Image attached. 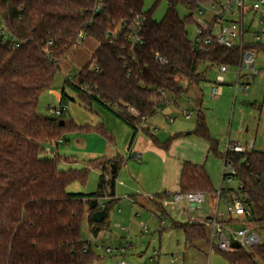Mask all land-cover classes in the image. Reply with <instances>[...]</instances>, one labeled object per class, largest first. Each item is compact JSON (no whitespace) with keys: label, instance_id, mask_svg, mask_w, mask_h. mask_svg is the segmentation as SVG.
<instances>
[{"label":"trees","instance_id":"obj_1","mask_svg":"<svg viewBox=\"0 0 264 264\" xmlns=\"http://www.w3.org/2000/svg\"><path fill=\"white\" fill-rule=\"evenodd\" d=\"M144 1L104 0L102 10L94 12L93 0H0V20L20 42V47L15 48L0 39V264H93L100 258L92 249L84 251L87 241L82 239L81 229L86 223L92 235L101 232L102 222L93 220L98 205L92 208L91 204L105 195L112 196L106 173L112 166L116 177L123 160L91 162L93 167L102 166L98 190L93 194L68 193L67 187L73 182H85L87 169L59 171L60 157H46V147L61 139L66 128L76 132L91 129L73 122L61 126V119L45 116L38 109L41 95L52 87L60 60L76 44L80 31L94 38L99 46L87 65L72 80L66 79V84L88 105L99 103L135 132L141 118L130 113L126 106L142 116H151L162 104L159 91L178 98L206 81L208 66H239L245 50L264 52V46L258 44L243 48L212 44L202 52L194 51L189 38V26L195 24L193 13L182 18L177 6L181 2L195 11L199 4L212 0H167L168 10L161 21L153 20L151 12L143 11ZM139 15L147 19L140 47L132 48L122 36L113 43L109 41V29ZM49 41L53 45L49 47L50 53H46ZM156 53L168 63L160 64L155 59ZM93 61L98 72L90 69ZM65 96L63 91V99ZM93 131L109 136L102 126ZM194 132L217 153L218 142L211 138L202 113ZM152 140L161 145L153 136ZM226 161L234 167L239 190L252 209L251 220L256 229L264 227V152L255 149L247 153L227 152ZM193 192L217 191L203 166L185 162L180 193ZM117 202L113 199L106 203L107 213ZM175 226L182 229L190 244L209 242L206 224ZM221 253L231 264H264L262 241L249 249Z\"/></svg>","mask_w":264,"mask_h":264},{"label":"rangeland","instance_id":"obj_2","mask_svg":"<svg viewBox=\"0 0 264 264\" xmlns=\"http://www.w3.org/2000/svg\"><path fill=\"white\" fill-rule=\"evenodd\" d=\"M224 2L225 0H215ZM213 1L206 3L207 6H210ZM246 10L244 16V24L246 29L245 40L251 41L253 34L261 30V25L259 24V20L261 16L264 15V7L256 8V4L253 1L246 2ZM249 7H253V10H248ZM168 10V1L167 0H145L143 5L144 12H151L152 18L155 21H161L165 16ZM177 10L179 15L183 18L191 13H193V17L195 20V24L189 26V38L191 40L196 36L198 23L197 20L205 21L210 20L212 15L208 13L199 14L198 9L192 10L188 5L179 2L177 6ZM93 44V46L97 45V41L94 38H88L85 42H83L79 47H73L69 50L66 57L63 58L60 63L59 70L55 76L53 87L49 90L45 91L39 101V112L45 116L56 117L61 120H74L78 125L88 127L91 129L89 132H76L69 131L67 128L64 130V136L61 138L63 141L59 144V147L56 148L54 144L53 149L57 150L61 155L67 156V158H74L79 162L85 164L87 169V179L85 182L75 181L74 185H79L82 187L85 192H94L97 190L98 178L99 174L97 169L90 167L88 161L86 159H82L80 155L76 153L75 148V138L78 135H89L93 132V129L100 126L98 122H102L101 117H99L94 108L91 109L84 99L80 97L79 94L75 93V100L69 101V98H65V102L67 104H73V112L71 109H66L64 116H55L51 110L48 109L47 106H58L59 103L57 101V94L61 93L62 84L64 78L67 74L71 73L74 77L86 64L87 61L91 60V53L87 45ZM84 64V65H83ZM207 68V66H203ZM239 66H229V70L227 72V81L225 85H223V94L217 99L213 100L208 95L210 90V82L216 78L217 72L219 70L218 66H208V82H206L203 86L204 95L197 100L192 93L185 92L180 97L176 98L172 95H168V100L173 101L177 99L178 106L174 104H169L162 111H157L155 114L148 116V120L151 122L149 124H154L155 126H159L161 128V132L169 129H174L175 132L180 133L181 137L184 139H191L196 143V150L198 151L197 158L202 156L201 165L205 168L208 176L210 177L212 186L215 191H219L222 189H238L240 182L237 178H233L231 182L227 179L223 180L224 173V155L226 153V144L228 140L236 142V140L240 141V144L243 145L244 142L247 144H251L254 142L255 150L262 148L264 150V72L260 73L253 80L252 78H247L248 75L245 70L242 71L243 75L241 79H239L240 90L236 91L235 86L237 82V71ZM249 83V84H248ZM244 85H247V90L243 91ZM70 89L69 87L65 88V91ZM53 90L55 91V95H53ZM56 97V98H55ZM194 99L193 103H189V99ZM64 102V103H65ZM95 105V104H93ZM62 106H66L62 104ZM202 108V113L205 116V120L208 126L209 134L213 140L218 142V150L217 153L211 151L206 152V155H203V151L205 148V143L207 141L197 134H195V129L198 121L197 111L199 108ZM195 111L194 115L191 119H184L185 111ZM169 116H173L175 122H169ZM83 123V124H81ZM152 125V126H154ZM248 128V133L245 132V129ZM188 132H192V134H188ZM154 133V132H153ZM88 137V136H87ZM91 139V136L88 137ZM244 140V142H242ZM89 149H92L91 142L89 141ZM63 143V144H62ZM208 144V143H207ZM171 144H169V148ZM80 148V147H79ZM158 148V147H157ZM164 149L165 150H169ZM156 149V148H155ZM157 151H159L157 149ZM196 151V152H197ZM158 153V154H157ZM163 153L161 151L153 153V164L152 168L147 174H151L154 176L151 182L155 181V177L159 175L162 171L163 166V157L160 155ZM165 154V153H163ZM102 163V162H100ZM141 165V164H138ZM65 172H70L74 169L70 164L65 165ZM227 170H231L227 168ZM227 173V171H226ZM151 177V176H150ZM149 177V178H150ZM148 180L145 182V185H148ZM72 183V184H73ZM160 184V183H159ZM158 182H155L154 185L150 186L153 190L159 189ZM157 186V187H156ZM149 188V186L145 187ZM135 189V187H134ZM150 189V188H149ZM217 204L216 194H206V202L200 206L202 210H199L200 214L206 215L209 214ZM180 205V208H179ZM188 201L183 200L182 197L178 196L168 203V215L166 216L167 222L171 220V218L176 219L177 213L181 210L182 206L188 207ZM122 207L123 213H118V207ZM119 203L112 205L108 210L107 218L101 223V232L99 233L100 241H98L99 249L96 251L97 255L100 257L99 260L95 261L93 264H117V260L115 258H110L105 255L104 248L105 247H113V244L116 243L115 236H119L120 230L115 227L116 222H123L126 217L132 212V219L135 214H139V221H143L147 224L149 230V234L139 235L140 239H143L145 243L153 238L152 242H156L157 246L159 245V241L162 243V252L168 255H164L168 259H172L173 254H180L181 248H178V245H181L183 240L178 237L181 235L179 230H168L166 231L161 239L158 234V225L159 220L155 215L156 210L152 213L151 210L145 209L139 205H137L134 209H129L127 204V198L123 197ZM97 210L101 208L100 203L96 207ZM162 209L161 205L158 207ZM220 208L224 210L223 201H221ZM160 210H157L159 213ZM90 214V212H89ZM131 216V215H130ZM136 223V221H134ZM124 224V223H123ZM129 225V224H128ZM238 228L243 227L242 225L237 226ZM142 229V228H141ZM258 233L261 237V241L264 242V227L258 228ZM110 232L111 235H107L106 233ZM180 233V234H179ZM81 235L83 240L89 239V229L87 224L84 223L81 229ZM151 236V237H150ZM94 237V235H93ZM92 237V238H93ZM196 246V243H194ZM158 250V248H157ZM131 259L127 258V260L131 264H140L136 261L134 256L130 255ZM202 261H197L195 264H230L228 260L224 257L221 252L216 250L209 251L208 249L201 253ZM185 264H193V259L189 256L186 260Z\"/></svg>","mask_w":264,"mask_h":264},{"label":"crops","instance_id":"obj_3","mask_svg":"<svg viewBox=\"0 0 264 264\" xmlns=\"http://www.w3.org/2000/svg\"><path fill=\"white\" fill-rule=\"evenodd\" d=\"M214 2H220V1L214 0ZM88 38H91V37H87L83 42H85ZM80 45H74L73 47L76 48V47H79ZM87 46L89 49H91L90 53L92 54L91 55V59H92L93 54L95 53V51L97 50L99 46V43L97 42L96 46H93V44L91 43ZM62 60L63 59L60 60V63L62 62ZM89 61H87L86 64L85 65L83 64V65L86 66ZM60 63H59V66H60ZM84 66H82V68ZM70 76H73V75L69 73L65 76L63 84H62V88H61V93L57 94V101L59 105L58 106H50V105L47 106L49 110L53 108H58V107L63 108V113L61 115H56L53 112L55 116H64V114L66 113L65 112L66 109H71L72 113H74L73 104L72 103L67 104L64 100L65 98H69V101L75 100L74 96L76 92L66 84V79ZM242 76L243 75H241V77ZM241 77L239 79H241ZM247 78H252L253 80L255 79V77H247ZM208 81L210 80H208V73H206V81L201 83L199 87L193 86L187 92L194 94L195 98L199 100V98H201L204 95L203 86H205L204 84ZM212 81L210 83H212ZM226 81H227V73H226ZM66 87H69L70 89L67 88V90L65 91ZM244 87L247 88V85H244ZM244 87L242 89L243 91H244ZM235 90L239 91L240 86H238L237 89L235 86ZM63 91L66 95L64 99L62 97ZM53 95H55L54 90H53ZM190 100L191 102L189 103L194 102L193 98L189 99V101ZM62 104H65L66 106H62ZM172 104H174L175 106L179 105L177 99H176V102ZM88 106L91 109L94 108L96 114L99 117H101L102 122H98V125L100 124V126L104 128V130L108 133L109 136L105 137L104 135H102L100 132H97V131H93L89 135H78V137L75 138V145L77 147L75 148L76 153L80 155L82 159H86L90 167L97 169L98 174H99L98 185H99L100 176L102 174V166L93 167L91 166V162H94V161L103 162L106 159L114 160L117 158L123 160V164L120 167L115 177L114 193L111 191L112 196L105 195L104 197L99 198L98 203H107L110 200L116 199L118 201L117 204L119 203V206H120L121 198L125 197L127 198L128 208L131 209V211L137 205L145 209L151 210L152 213L156 210L155 215L157 216L159 220L157 231H158L160 239H161V236H163V234H165L166 231L168 230H179L181 235L178 237H180L183 240L182 244L178 245V248H181L180 254L178 255L173 254V257L175 258L168 259L167 257L164 256L168 254H165L164 252H162L161 240L159 241L158 243L159 245L157 246L156 242H152L153 238L149 240L147 243H145L143 239L139 238V235H146V233L149 234L150 229L148 228V231L144 232L141 229L140 223L137 222L139 220L131 221L132 219H130V217H132V214H131L132 212H130L128 217H126L123 222L115 223V227L118 230H120V234L117 237L116 235H114L116 238L115 239L116 243L113 244V247L115 249H120L126 241H129V243L131 244V247L127 249L125 252H122V257L123 258L125 257L127 259L131 257L130 255H132L134 256L136 261L140 264H145L147 262V258L149 257V255L154 250H157V248L161 255L159 259V264H185L189 256L193 259V264H195L197 261H202V258L200 255L205 250L208 249L209 254H210V251L216 250V248H212L210 245V228L208 226L207 228L209 230V242L199 241V242H196V246H194V243L193 244L188 243L182 229L180 227L175 226V224H178V223L179 224L204 223L205 219L215 215V212L217 209L222 211V209L220 208L221 201H223L224 208L226 204V197L224 195L225 198L222 199L220 202H217L216 207L209 214L203 215L199 213V210H202L201 208L197 206H193L185 198V194L180 193V177H181L184 163L190 162L192 164L202 166L201 165V163L203 162L202 156H199V158H197L198 151L195 148L196 147L195 141H192L191 139L182 138L180 133L175 132L173 128L161 132L160 131L161 128H158L159 126L157 127L154 124H149L151 122L148 120V118L144 125V128L140 130L136 129L137 132H135V129L132 126L127 124L125 121L119 118L115 113L103 107L99 103H96V102L90 103ZM196 111H197V115H199L200 113H202V108L200 107ZM170 117L171 116H169V118ZM63 121L65 123L73 122L77 126H81L75 122V119L74 120L72 119L63 120ZM151 127H157L158 131L154 133L152 131L147 132L149 128ZM245 132L248 133V128L245 129ZM188 134H192V132H188ZM87 136L88 137L91 136V139H89ZM152 136L156 138L161 145H156L152 140ZM62 141L63 139H59L56 142L48 145L46 147L45 156L49 158H53L55 155H58L60 157V162L58 163L57 168L61 172H65L66 164H70V167L72 166L74 168L72 170H75V171H82L86 169L85 164H83L82 162H79L78 160L74 158H67V156L61 155L57 150L53 149L54 144L56 145V148H58L59 144ZM89 141H92L91 146L93 147L90 150H88L89 143H90ZM236 141L240 143L239 140H236ZM166 142H168L167 147H165ZM242 142H244V140H242ZM207 143L204 142L205 148L204 150H202L203 155L204 154L206 155V152L209 151L210 143L208 141ZM169 144H171L170 146L171 148H169ZM243 145L245 146L251 145L252 147L251 150L255 149L253 141L251 142L250 145L247 144V142H244ZM168 148L169 150L164 151V149H168ZM157 149L165 153V154L160 153V155L163 157V166H162L161 173L155 177L154 182H151L154 176H152L151 174L150 175L147 174V172H149L152 168L153 153L159 152L157 151ZM258 150L264 152L262 148H259ZM138 164H141V165H138ZM113 169L114 168L112 166H109V169L106 173V179L109 181H111L113 177ZM147 179H149L148 183H150L151 185H154L155 182H158V184L160 183L158 185L159 189L153 190L150 184L145 185V182L147 181ZM98 185H97V190H98ZM147 186H149L150 189L145 188ZM110 188L112 189L111 185L109 189ZM96 191L85 192V190H83L81 186L74 185V183L67 187V192L70 194H93ZM178 196L182 197L183 200L188 201L189 205L188 207L182 206L181 210L175 216L176 219L171 218V220L167 222L166 216L168 215V211H169L168 203L169 201H171L172 199ZM160 205L162 209L158 208L160 207ZM118 208H121V211L119 212L117 209V212L123 213L122 207L120 206ZM179 208H180V205H179ZM157 210H160L159 213H157ZM161 218L165 220V223L163 224L161 223ZM134 221H136V223H134ZM230 224H233V220ZM239 225L240 224L235 222L233 224V227H237Z\"/></svg>","mask_w":264,"mask_h":264},{"label":"built area","instance_id":"obj_4","mask_svg":"<svg viewBox=\"0 0 264 264\" xmlns=\"http://www.w3.org/2000/svg\"><path fill=\"white\" fill-rule=\"evenodd\" d=\"M94 1V12H100L103 8L104 0H93ZM253 1L256 4V8L264 7V0H225L224 2H213L210 6L206 4H199L198 12L199 14L208 13L212 15L210 20L200 21L197 20L198 28L196 36L192 40L193 49L197 52L204 51L206 46L217 44L227 48L240 47L243 48L246 45H260L264 46V15L261 16L259 24L261 25V30L253 34L251 41L245 40L246 29L244 24V16L246 8V2ZM253 7H249L248 10H253ZM146 17L144 15L135 16L132 19H128L115 25L113 30L109 29L107 33V38L111 43L115 41L118 36H122L125 41H127L132 48L140 47L143 44L142 37V27L146 22ZM87 38L84 31H80L77 35V40L75 45H80ZM0 39L2 43L8 44L12 43L15 48L20 47V42L12 35V33L6 27L4 21L0 20ZM53 45L52 41L47 43V48H45L46 53H50L49 47ZM155 59L162 65L167 64L168 61L160 53H156ZM264 67V52L257 51L254 48H249L245 50L241 56V62L237 71V83L236 89L239 86V78L243 70L246 71L248 77H256L263 72ZM218 72L216 78L211 83L209 90V96L213 100L219 99L223 94V85L226 83V73L229 70L228 65H218ZM90 69L95 72L99 71L98 66L95 62L90 65ZM72 80L73 77L67 78ZM84 89H88L87 86H83ZM244 87V91H246ZM168 93L165 91H159V98L162 101L161 106L158 107V112L175 101L168 100ZM191 102V100L189 101ZM164 103V104H163ZM126 109L133 115L141 118V123L137 125V129H143L147 121L146 116H142L136 109L130 106H126ZM56 115H61L63 113V108H53L50 109ZM195 111H185L183 116L184 119L189 120L194 115ZM171 123L174 122V118L171 116L169 118ZM149 131L157 132V127L149 128ZM251 145H242L238 141L228 140L226 144V153H247L251 150ZM225 153V154H226ZM230 168L231 170H227ZM227 171V173H226ZM225 180L229 182L235 178V170L232 163L229 161L224 162V173ZM223 179V180H224ZM240 186V184H239ZM226 197V204L224 210H216L215 215L204 220L203 224H206L210 228V245L212 248H216L223 253H233L237 248L233 247L234 241H239L241 244L240 248H252L261 242V237L255 227L252 219V209L248 204L247 200L241 195L238 189H220L216 192L217 202H220ZM185 198L193 205L200 207L206 202V194L202 192H193L185 194ZM99 205V203H98ZM101 208L98 211L105 210L106 203H100ZM121 211V208H118ZM108 216V215H107ZM139 214L133 216L134 220H139ZM233 220V224L237 222L243 227H233L230 224ZM140 226L144 232L148 231V226L143 221H140ZM161 223H165V220L161 218ZM110 235V232L106 233ZM89 239H87V244L84 246V251L89 249L95 252L99 249L98 241L101 238L94 236L89 232ZM93 237V238H92ZM131 247L129 241H126L120 249H115L112 247H105L104 253L110 258H115L117 264H130L129 261L122 257V252H125ZM160 252L154 250L145 264H159ZM175 258V257H174Z\"/></svg>","mask_w":264,"mask_h":264},{"label":"water","instance_id":"obj_5","mask_svg":"<svg viewBox=\"0 0 264 264\" xmlns=\"http://www.w3.org/2000/svg\"><path fill=\"white\" fill-rule=\"evenodd\" d=\"M64 124L65 123H64L63 120L60 121V125L61 126H63ZM113 173H114V171H113ZM114 185H115V177L113 175V177L111 179V187H112V192L113 193L115 191ZM97 205H98V199L93 200L92 204H91V207L95 208ZM107 215H108V213H107L106 210L96 211V212L93 213V220L96 223H101L107 218ZM232 245H233L234 248H237V249H239L241 247V244L239 243V241H234Z\"/></svg>","mask_w":264,"mask_h":264}]
</instances>
